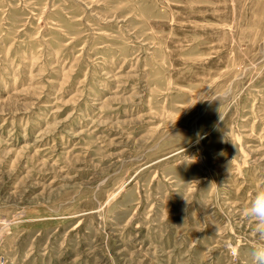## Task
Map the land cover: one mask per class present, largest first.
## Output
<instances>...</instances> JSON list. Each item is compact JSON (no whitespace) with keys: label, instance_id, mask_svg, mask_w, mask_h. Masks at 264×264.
Wrapping results in <instances>:
<instances>
[{"label":"rangeland","instance_id":"rangeland-1","mask_svg":"<svg viewBox=\"0 0 264 264\" xmlns=\"http://www.w3.org/2000/svg\"><path fill=\"white\" fill-rule=\"evenodd\" d=\"M264 0H0V264H253Z\"/></svg>","mask_w":264,"mask_h":264},{"label":"clouds","instance_id":"clouds-1","mask_svg":"<svg viewBox=\"0 0 264 264\" xmlns=\"http://www.w3.org/2000/svg\"><path fill=\"white\" fill-rule=\"evenodd\" d=\"M245 214L254 221V232L260 241L251 252L253 264H264V190L256 192L245 209Z\"/></svg>","mask_w":264,"mask_h":264}]
</instances>
